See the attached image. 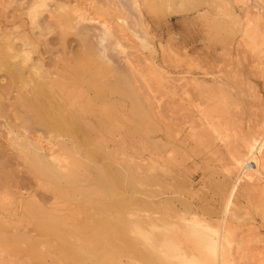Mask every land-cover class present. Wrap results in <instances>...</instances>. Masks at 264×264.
Returning <instances> with one entry per match:
<instances>
[{
    "label": "rangeland",
    "instance_id": "374dc122",
    "mask_svg": "<svg viewBox=\"0 0 264 264\" xmlns=\"http://www.w3.org/2000/svg\"><path fill=\"white\" fill-rule=\"evenodd\" d=\"M32 1L0 0V47L30 52L28 65L55 80V99L47 93L41 107L55 109L52 118L66 121L75 138L50 136L35 112L17 107L15 99L30 91L28 69L11 78L0 65V264H154L131 239L129 214L145 229L180 218L225 225L237 243L257 228L254 242L264 246V218L229 158L239 147L233 113L251 106L248 81L257 100L243 122L264 117V41L254 55L238 45L246 19L264 32L260 0H137L141 8L134 0H48L39 28L26 15ZM56 6L63 15L77 7L85 20L57 27ZM221 101L228 107L219 113ZM228 118L226 144L209 128ZM28 143L41 157H26ZM51 152L65 170L44 169ZM247 257L241 260L252 264Z\"/></svg>",
    "mask_w": 264,
    "mask_h": 264
},
{
    "label": "bare ground",
    "instance_id": "6f19581e",
    "mask_svg": "<svg viewBox=\"0 0 264 264\" xmlns=\"http://www.w3.org/2000/svg\"><path fill=\"white\" fill-rule=\"evenodd\" d=\"M46 1L49 2L48 0H33L29 5H27L28 7L26 8L27 9L26 15L29 18L31 26H34L35 28L41 27L39 25L38 18L40 16V14L42 13V11L45 10L46 7L48 6L47 5L48 3H46ZM142 1H144V0H142ZM242 2L244 4V1H242ZM141 3H142V5L144 4L143 2H141ZM147 3H145V4H147ZM134 5L137 7H140L141 4H137V0H134ZM261 5H264V1L260 0V6ZM58 7H59V5H58ZM72 7H74V6H72ZM261 7H264V6H261ZM56 8H57V6H56ZM61 8H57V9L61 10ZM76 8H75V10L67 9V11L64 13V15H63V12H64L63 10L65 8L61 11L56 9L58 12L57 15L59 16V13H62V15L59 18H57L55 16V18H57V19H55L56 24L55 23H52V24L57 25V27H61V25H64L66 23L71 24L72 21H75L78 23V21H80V20H85V16L83 15L84 13H80L79 12L80 10L78 11V10H76ZM148 8H150V6ZM253 10H255V9H253ZM148 11H149V9H148ZM244 11H245V8H244ZM250 12H252V11H250ZM47 13H49V12H47ZM257 13H259V12H257ZM247 15L248 14H246V16ZM251 16L253 17V14ZM49 17H50V15H49ZM51 17H53V15H51ZM234 17H236V16H234ZM63 20H65V22ZM261 20H262V18L260 19V21ZM51 21H50V24H51ZM255 21H254V24H255ZM262 21H264V20H262ZM251 22L252 21H250V19H246L243 24L241 23L242 25L239 28L240 29V31H239L240 32V37H239L240 39L238 40L239 44L237 43V41H235V42H236V45L238 44L239 47L241 46L243 51H245L246 53L250 52L251 54L254 55L255 52L259 49L258 48L259 46H257V45H259V43H257V40L262 38V41H264V34H262L264 32H262V33L258 32L257 30H258L259 25L257 27L252 26ZM258 24H259V22H258ZM44 26L46 28L50 25H44ZM102 26H103V30L105 31V33L110 36L111 31L109 30L108 26H106L105 24H103ZM50 27L48 29H50ZM235 29H236V25H235ZM236 30H237L236 33L239 34L238 28ZM226 37H227V35H226ZM230 40H228V41H230ZM234 40H237V39H234ZM26 42H27V39L25 40V38H24L23 43L25 44ZM258 42H260V41L258 40ZM230 44H231V42H230ZM261 45H262V43H261ZM24 46L26 47V45H24ZM222 47H224V46H222ZM230 47H232V46H230ZM230 47L228 49L231 50ZM262 49H264V48H262ZM262 49H260V50H262ZM225 54H227V53H225ZM247 56H248V54H247ZM230 57H232V56H230ZM262 59H264V58H262ZM231 60H232V58H231ZM252 60H250V61H252ZM257 60H258V58H257ZM223 61L225 62V60H223ZM261 61H264V60H261ZM10 62H13V64H14L13 70L10 68V65H9ZM29 62H30V52L24 51V50L15 51L14 48L11 47L8 42H4L3 45L0 47V65L3 66V69L6 70V72H8V74L11 78L16 76L17 69H19L21 71V74L23 73L25 68L28 69L27 70L28 80L31 83L30 91H26L25 93H23L22 95H20L19 97H17L15 99L16 106L17 107H23L24 109H26L28 111L35 112V114H36L35 121L40 126L47 129V131H49L48 133L50 136L57 134L60 136L63 135L65 137H68L71 140L74 139L75 134H73L72 130L69 129V125L66 121H62L61 119H60L61 121H56L52 118V115L55 113V109H54V111L53 110L47 111V109H44V107H41V106H43L40 103V101H43V99H41V98L43 96L46 97L47 93H49L48 98H49L50 103H51L52 99H55V96H54L55 91H56L55 88L59 85L55 82V80H53V78L51 76L48 77V73H44V71L40 69L39 65H37V64L28 65ZM262 64H264V63H262ZM226 67H227V65H226ZM262 67H264V66H262ZM0 68L2 69V67H0ZM234 68H235V66H234ZM253 69H251V70H253ZM256 69H257V67H256ZM262 69H264V68H262ZM229 70H230V68H229ZM241 70H242V68H241ZM233 71H230V72L233 73ZM262 71H264V70H262ZM225 72H226V70H225ZM25 73H26V71L24 72V74ZM227 73H226V75H227ZM254 73H253V75H254L253 77H255V75H256V72H254ZM258 73L260 74L259 70H258ZM219 74H220V71H219ZM250 74H252V72ZM228 75H231V74H228ZM245 75L246 74H244V77L247 78V76H245ZM236 76H238V75H236ZM241 76H243V75H241ZM262 78H264V77H262ZM243 80H245V79H243ZM229 81H231V80H229ZM240 81H242V79ZM255 82H254V84H255ZM230 83H232V82H230ZM244 85L245 84L243 82V86ZM240 86H241V84H240ZM245 86H246L247 92L249 93L248 94L249 96H247L245 94L246 95L245 100H246V98H248V100H249L248 104H251V106H253V104H255V100H257L256 96H255L256 95L255 92H257L258 89H257V91L254 92V89H256V88H254L253 87L254 85L252 83H250L249 81H248V83H246ZM221 90H222V88H221ZM243 90H244V88H243ZM238 92L240 93V91H238ZM220 95H221V93H220ZM221 97H220V100H221ZM225 97H226V95H225ZM228 97L229 96H227V99H228ZM240 97H241V95H240ZM232 99H233V97H232ZM46 100L47 99H45V101ZM223 100H226V99L224 98ZM258 100H259V98H258ZM228 101L229 102H227V103L230 104V100H228ZM241 101L239 100V102H241ZM253 101H254V103H252ZM236 102H237V100L235 101V103ZM227 103H226V105H227ZM222 104L223 103L221 101V107L219 104V106H217L219 108L218 109L216 108V110H219L221 108L220 110L225 111L224 110L225 107H228V106H226L224 104L225 107H223L224 109H222ZM231 104H232V102H231ZM245 104H243V105H245ZM1 105H3V98L0 99V106ZM14 106H15V104H14ZM232 106H234V103ZM251 106H249V107L251 108ZM249 107L248 108L243 107L244 109H246V111H245L241 107L236 109V106H235L236 111L233 113V115L236 114L238 116V119H239L238 121L240 123L239 124L240 132L237 131L240 133V135L237 134L238 135L237 140L239 142L238 148H242L243 155H239L238 150H237L238 148H237V149H235L236 153H234V155H231V157H229V158H231L232 160H233V158L236 159V160H234L235 161L234 162V166H235L234 171H236L238 173L237 178L239 180L244 181L248 185L249 189L252 188L251 194L253 195V199L256 200L254 203H256V202L258 203L257 205L260 208L262 218H264V117H261L258 114V116L260 117L258 122H257V120L253 121L254 119L253 120L251 119V120H249V122L246 121L247 123H244L243 120L246 118L243 119V114L245 112H247V109H249ZM60 108L61 107L59 106V109H58V111L56 110V113L60 114V116H61L62 111L60 110ZM51 109H53V108H51ZM229 109L232 110V108H230V107H229ZM229 109L226 110V112L227 111L232 112ZM258 110H259V107H258ZM219 111H217L216 114L221 117V118H218L219 116H217L220 123H221V119L223 118L222 116H224V114L225 115L227 114L229 118L231 117L230 116L231 114L229 113L230 114L229 115L228 112L227 113L222 112L223 114L221 116L219 114V113H221V111L220 112ZM260 111H261V109H260ZM249 113H250V111H249ZM249 113L247 114L248 116H249ZM213 114H215V113H213ZM244 115H246V114H244ZM254 115H256V113ZM262 115H264V114H262ZM241 117H242V119H241ZM214 118L217 119L216 117H214ZM214 118H213V121L215 120ZM225 118H223V119H225ZM229 118L226 119L228 121L225 120L224 124L223 123H222V125L218 124L219 126L210 125V128H209L210 130L212 129L211 132L213 131L216 134V137L222 139V141H226L227 139H229L228 136L226 135L227 131L223 130V127L226 129L229 126H231L232 122L229 120ZM214 122H215V124H217L216 121H214ZM255 122H257V123H255ZM208 124H212V123H208ZM207 127H208V125H207ZM234 128L232 130L235 131L236 129H234ZM230 133H231V131H230ZM237 140H236V143H234L235 146H237L236 145ZM34 144H32V143H28V145L26 144L27 147H31V151L30 150L28 151V152H30V154L26 153V157L28 159L33 158L34 156L41 157L39 155L40 154L39 152L42 150L40 148H38L39 146H37V144L36 145H34ZM226 144H227V141H226ZM226 144H225V146H226ZM227 151H228V148H227ZM53 154L51 152L49 154L48 161L44 162V166H45L44 169H49L51 172H53L54 168L57 170H65V168H64L65 166H64V164H62V162H64L63 159H60L59 156L57 157V155L54 156ZM30 155L33 157H31ZM30 160H32V159H30ZM229 204H227V205H229ZM30 210H26V211L29 212ZM26 211H25L26 215L25 214L24 215L29 216L27 214H31V212L28 213ZM257 212H258V210H257ZM229 213H231V212H229ZM129 215H130L129 216L130 217V224H127V225L130 226V227L129 226L128 227H129V235L132 237L131 239L133 240V242H135L136 244H138L142 248L144 255L152 258L154 264H247L248 263V261H247L248 257L251 260H253L252 262L250 261L249 263L264 264V246H259V245L256 246V244L258 242L257 243L254 242V241H258V238H259L258 234H257L258 236L255 235L256 233L253 234L255 231H258L257 228H256L257 230L255 229V231H254V229H252V228L250 229L247 227L248 229L245 230V232L243 230H242L243 232L240 231L241 232L240 236L242 239L238 238L240 241L237 243V242H235V237H234L235 234H232L230 232L231 230L228 227H227V229H229V231L227 229H224L226 227L225 225H224L225 227L223 226V228L222 227H215V229H212L209 226H207L206 224H203L202 222H198V220H196L195 218H190L187 220L185 218H180L178 223L163 224L160 229L154 225H150L148 227V229H145L143 226V223H142L141 219H139L138 215H136V214H129ZM127 223H128V221H127ZM241 228H245V227H241ZM251 235L256 236L255 238L257 240L251 239L250 238ZM259 240H260V238H259ZM236 241H237V239H236ZM262 242H264V241H262ZM254 243H255V245H254ZM244 257H247L246 263L241 260V258L243 259Z\"/></svg>",
    "mask_w": 264,
    "mask_h": 264
}]
</instances>
